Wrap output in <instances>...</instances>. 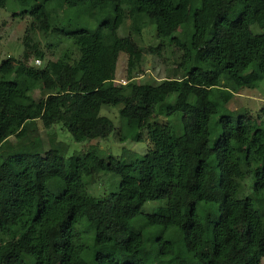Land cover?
<instances>
[{"label": "trees", "instance_id": "1", "mask_svg": "<svg viewBox=\"0 0 264 264\" xmlns=\"http://www.w3.org/2000/svg\"><path fill=\"white\" fill-rule=\"evenodd\" d=\"M2 1L31 23L22 58L0 65V264H264V108L235 107L240 91L264 92V0ZM153 26L159 45L142 46ZM163 52L177 59L169 76L135 80ZM119 105L117 128L101 111ZM63 131L91 143L68 156ZM113 133L150 147L104 157ZM103 172L118 189L90 195Z\"/></svg>", "mask_w": 264, "mask_h": 264}, {"label": "rangeland", "instance_id": "2", "mask_svg": "<svg viewBox=\"0 0 264 264\" xmlns=\"http://www.w3.org/2000/svg\"><path fill=\"white\" fill-rule=\"evenodd\" d=\"M17 8L10 2H3L0 0V65L3 60H6L8 57H13L15 59H21L24 53V38L27 34L26 30L29 28L31 19L25 16H19ZM138 18L132 16L128 24V29L131 32H134L136 29V23ZM178 31H183L181 28H178ZM34 35V33H32ZM119 34L122 35L121 30ZM143 36L141 37L140 44L145 47H156L159 45V41L156 38L155 27H148L143 31ZM42 43L43 48L47 47L48 42L53 40L49 37L44 38L40 34L34 35ZM65 43V42H64ZM64 48H71L70 43L67 45H62L60 48H55L52 51H48V57L50 56L53 59H57L61 56L62 50ZM54 51V52H53ZM49 57V58H50ZM177 64V59L171 55V52H163L160 58H156L152 55H146L143 61L142 69L143 73H139L135 80L148 81L150 79H162L168 77L169 70H173L174 66ZM44 62H41V65L36 62L34 58L31 59L29 67L33 66H43ZM127 57L124 53H121L118 68L116 83L125 84L127 82ZM264 81L261 83L263 84ZM260 84V85H261ZM42 94L44 95L41 88L35 90V97L41 98ZM238 99L236 100L235 107L240 110V107L245 108L250 111L252 115H257L264 108V92L259 90H242L239 92ZM122 106L116 107H104L101 111L102 116L109 117L115 126L118 128L121 125L120 113L119 110ZM218 116L214 117L211 122V144L215 142L220 133L218 125ZM152 122L156 123H167L166 118L164 117H155ZM59 128V127H58ZM177 134L182 133V128L176 130ZM42 137L45 140H49L48 134L43 131L41 133ZM116 133L111 134L108 139L100 140V150L101 154L105 157L109 154H112L115 157L124 159L126 161H138L146 154L150 147L148 140L143 142H132L128 141L125 143L118 142V139L115 137ZM115 137V138H114ZM60 139L69 145L70 156L75 151H83L88 148L91 142L78 143L75 142L73 137L66 131L60 132ZM99 141V140H95ZM120 185V178L112 173H100L96 180L92 181L91 186L88 188V193L95 197H104L107 194L118 189ZM251 193V180L249 179L245 183V193L246 195ZM164 200H159L156 202H149L145 205L143 212L151 210L153 206L164 205ZM93 235L86 236V242L88 244H93ZM91 264H96L93 260H90ZM264 263V262H263Z\"/></svg>", "mask_w": 264, "mask_h": 264}, {"label": "built area", "instance_id": "3", "mask_svg": "<svg viewBox=\"0 0 264 264\" xmlns=\"http://www.w3.org/2000/svg\"><path fill=\"white\" fill-rule=\"evenodd\" d=\"M38 63H40V62H38Z\"/></svg>", "mask_w": 264, "mask_h": 264}]
</instances>
